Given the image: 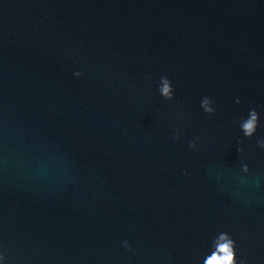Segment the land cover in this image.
<instances>
[{
	"label": "water",
	"instance_id": "95a60500",
	"mask_svg": "<svg viewBox=\"0 0 264 264\" xmlns=\"http://www.w3.org/2000/svg\"><path fill=\"white\" fill-rule=\"evenodd\" d=\"M260 139L264 0H0V264H264Z\"/></svg>",
	"mask_w": 264,
	"mask_h": 264
},
{
	"label": "clouds",
	"instance_id": "9594fccd",
	"mask_svg": "<svg viewBox=\"0 0 264 264\" xmlns=\"http://www.w3.org/2000/svg\"><path fill=\"white\" fill-rule=\"evenodd\" d=\"M75 75L80 76L82 73L76 72ZM163 98L166 100L173 99V89H169L167 86L163 89ZM238 102V101H237ZM213 101L208 97H204L201 102V107L205 113L212 115L215 113L216 109L213 106ZM260 116L255 108H250L248 116L246 118H240L238 120L241 131L244 137L252 138L258 129ZM179 134L175 136V139H179ZM199 137H196L194 141H189V147L195 149L196 143ZM243 143V141H241ZM259 147L264 148V139L257 140ZM239 152H243L244 149L241 147L238 149ZM243 172L247 173L249 168L247 165L243 166ZM125 247L130 245L128 241L123 242ZM236 241L229 232L221 231L213 238L211 243V251L206 254L202 260V264H247L244 259L238 261L236 253ZM170 259V257H169Z\"/></svg>",
	"mask_w": 264,
	"mask_h": 264
}]
</instances>
